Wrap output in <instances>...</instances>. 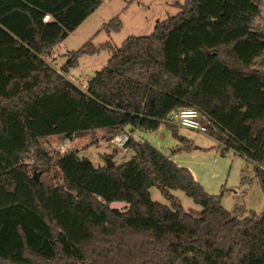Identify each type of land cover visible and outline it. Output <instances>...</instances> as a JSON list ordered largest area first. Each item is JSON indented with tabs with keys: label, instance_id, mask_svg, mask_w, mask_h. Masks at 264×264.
I'll return each instance as SVG.
<instances>
[{
	"label": "trees",
	"instance_id": "obj_1",
	"mask_svg": "<svg viewBox=\"0 0 264 264\" xmlns=\"http://www.w3.org/2000/svg\"><path fill=\"white\" fill-rule=\"evenodd\" d=\"M262 1L184 0L153 34L117 50L88 42L59 72L46 58L103 0H0V264H264V212L227 211L223 193L209 194L150 143L130 137L133 157L111 168L76 152L54 158L42 144L125 126L157 131L194 107L224 151L256 165L264 191V69L254 68L264 30L253 27ZM121 29L119 18L105 26ZM104 49L113 55L85 90L66 77ZM50 165L63 185L33 180L31 168ZM153 187L170 206L152 200ZM172 191L201 206L200 217Z\"/></svg>",
	"mask_w": 264,
	"mask_h": 264
},
{
	"label": "rangeland",
	"instance_id": "obj_2",
	"mask_svg": "<svg viewBox=\"0 0 264 264\" xmlns=\"http://www.w3.org/2000/svg\"><path fill=\"white\" fill-rule=\"evenodd\" d=\"M184 0H103L100 8L93 13L77 30L69 35L61 45L63 50L56 51L55 67L69 60L71 52L79 51L88 42L98 48L109 43L114 49H120L125 40L132 36H149L154 33L158 23L178 15L181 11L177 4ZM261 14L253 22L255 30H264V1L260 2ZM119 18L122 29L119 32L106 31L105 26L113 19ZM54 52V51H53ZM65 53V54H64ZM113 55L111 49L101 50L96 55H85L79 59V65L70 70L68 78L81 85L95 78L103 70ZM52 53L50 57L53 58ZM56 56V55H55ZM254 68L264 69V55L258 59ZM203 119H207L203 116ZM133 139L148 142L171 158L177 165L189 169L195 179L209 194L221 196V204L229 212L246 211L260 215L264 212V191L256 177V165L235 154L234 151H224L223 146L211 133H198L186 128L164 123L157 131L129 130ZM106 130H96L74 139L61 136L45 140L42 144L47 152L55 158L64 155L59 152L60 146L66 153L76 152L82 160L92 162L96 167L106 165L108 155H114V161L123 164L129 161L134 152L124 153L107 143H98L96 134ZM99 137V135H98ZM130 137V136H129ZM110 137L105 138L109 141ZM188 147H195L189 149ZM31 164V161H28ZM41 178L46 184L61 186L63 178L55 165L40 166ZM31 168V173L33 172ZM154 202L170 206V202L157 187L150 189ZM181 202L184 209L194 217H200L202 207L182 191H172ZM128 204L114 202L113 209H124Z\"/></svg>",
	"mask_w": 264,
	"mask_h": 264
},
{
	"label": "built area",
	"instance_id": "obj_3",
	"mask_svg": "<svg viewBox=\"0 0 264 264\" xmlns=\"http://www.w3.org/2000/svg\"><path fill=\"white\" fill-rule=\"evenodd\" d=\"M51 16L47 15L44 18V22H49ZM169 125H175L177 127L186 128L198 133H209V126L211 122L208 119H203L199 109L194 107L183 108L177 112L172 113L166 120ZM129 135H114L112 136L110 143L117 149L124 153L128 151L127 143L129 142ZM59 152L66 154V149L60 146ZM29 163V162H28ZM32 163V161H31Z\"/></svg>",
	"mask_w": 264,
	"mask_h": 264
},
{
	"label": "crops",
	"instance_id": "obj_4",
	"mask_svg": "<svg viewBox=\"0 0 264 264\" xmlns=\"http://www.w3.org/2000/svg\"><path fill=\"white\" fill-rule=\"evenodd\" d=\"M63 50V48H62V45L60 44V45H58L55 49H54V52H52V57L53 58H48V57H50V55L46 58V60L51 64V66H53L56 70H58L59 72H61L60 71V69L63 67V65L65 64V63H61L60 65H59V67H55L54 66V64L57 62V54H56V51H62ZM65 54V53H64ZM56 55V56H55ZM66 77L68 78V74L66 75ZM69 79V78H68ZM70 80V79H69ZM76 84V83H75ZM77 86H79V87H81L82 89H86V87H87V85L85 86V85H81V84H76ZM131 128L129 127V130H130ZM131 131H132V129H131ZM94 134H96V140L98 141V143H107V144H110L111 146H113L111 143H110V141H107L105 138H108V137H110V136H112L111 134H109V133H107V132H104V133H102L101 135L97 132V133H94ZM125 134H127V135H129L130 137H133L132 136V132H131V135H130V133H127V131H126V127H124V128H121V129H119V130H117L114 134H113V136L114 135H125ZM98 135H99V137H98ZM53 137H57V136H51V137H49L48 138V140L49 139H51V138H53ZM61 137H63V136H61ZM75 137H73V138H71V139H74ZM126 153H129V150L126 152ZM113 162H115L114 160H113ZM118 164V163H117Z\"/></svg>",
	"mask_w": 264,
	"mask_h": 264
},
{
	"label": "water",
	"instance_id": "obj_5",
	"mask_svg": "<svg viewBox=\"0 0 264 264\" xmlns=\"http://www.w3.org/2000/svg\"><path fill=\"white\" fill-rule=\"evenodd\" d=\"M88 162H89L88 160H84V161H83V163H88ZM112 164H113V159L110 158V157H108V158L106 159V167H107V168H111V167H112ZM41 175H42L41 172H37V171H36V172H34L32 178H33L34 181L38 182V181H40Z\"/></svg>",
	"mask_w": 264,
	"mask_h": 264
}]
</instances>
